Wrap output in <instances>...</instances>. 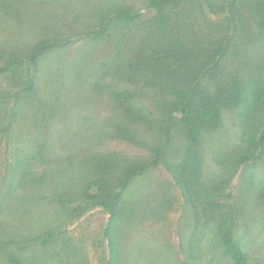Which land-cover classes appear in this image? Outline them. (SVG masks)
<instances>
[{"label": "rangeland", "instance_id": "obj_1", "mask_svg": "<svg viewBox=\"0 0 264 264\" xmlns=\"http://www.w3.org/2000/svg\"><path fill=\"white\" fill-rule=\"evenodd\" d=\"M263 37L264 0H0V264H264Z\"/></svg>", "mask_w": 264, "mask_h": 264}, {"label": "trees", "instance_id": "obj_2", "mask_svg": "<svg viewBox=\"0 0 264 264\" xmlns=\"http://www.w3.org/2000/svg\"><path fill=\"white\" fill-rule=\"evenodd\" d=\"M182 0H150V3L153 7L158 9L160 12L167 9L169 6H173L175 4L180 3ZM138 14H133L129 11L122 10L119 12V15L116 18V21L120 24L131 23L135 19H137ZM161 26H165V18L161 19ZM264 37L259 41L260 43H264ZM259 43L257 46L258 50L262 49L264 51V46ZM121 95L117 96L119 98H127L130 96V93L124 92L120 93ZM176 101V107L179 110L182 122L186 127L189 135H198L200 133L199 124L194 116L192 101H191V93L189 91H171L169 93ZM123 98V99H124ZM263 134V133H262ZM261 143L263 142V138L260 139ZM165 146H161L158 150L159 154L163 157ZM123 190V189H122ZM121 191V190H120ZM120 191L116 192L113 195V200L118 202L121 198ZM117 205H112L110 212L112 214V219L116 218L119 210L116 208ZM224 255L229 256L235 264H248L244 254L236 248L229 239H224ZM115 264V263H113Z\"/></svg>", "mask_w": 264, "mask_h": 264}]
</instances>
